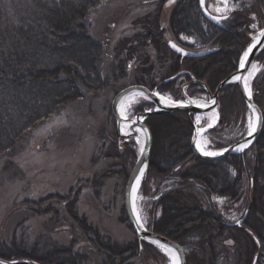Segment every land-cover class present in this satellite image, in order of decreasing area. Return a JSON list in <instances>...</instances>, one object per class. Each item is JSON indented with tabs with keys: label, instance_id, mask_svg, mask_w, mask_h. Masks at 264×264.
<instances>
[{
	"label": "trees",
	"instance_id": "trees-1",
	"mask_svg": "<svg viewBox=\"0 0 264 264\" xmlns=\"http://www.w3.org/2000/svg\"><path fill=\"white\" fill-rule=\"evenodd\" d=\"M106 1L109 0H0V159L15 157L35 129L84 95L104 88L107 54L103 45L89 36L85 22L90 12ZM156 4L157 11L171 7L167 29L174 37L192 38L200 50L219 49L205 58L182 59L167 48L162 39L164 30L156 17L144 19V32L132 38L139 49L132 47V50L144 52L149 43L158 53L169 56L171 61L165 79L148 89L156 88L158 93L169 94L174 101L183 100L181 79L182 85L191 83L186 92L193 97L205 94L199 84L213 94L222 81L237 71L250 43L249 34L254 33L250 15L264 11V0H254L252 7L241 3L227 14L224 29H219L203 20L198 0H157ZM40 14H44V19L37 20L34 15ZM261 23L262 18L257 29L263 27ZM254 62L264 67V47ZM124 63L121 61L117 67L121 76ZM173 77L172 81L164 82ZM251 89L264 121V71ZM151 107L149 103L138 105L134 114ZM248 111L237 86L224 87L218 99L219 123L208 135L215 136L224 127L233 126L228 118L234 115H241L244 121ZM145 125L152 138V149L142 187L149 178L158 179L161 184L169 183L153 203L160 209V216L153 218L146 229L180 245L186 264H251L254 258L257 264H264L261 219L264 216V122L257 140L248 150L216 162L194 156L191 148L193 116L158 114L147 118ZM116 137L118 139L117 132ZM238 140L226 144L215 141L210 149L220 151ZM123 145L121 156L131 155L132 169L135 153H130V149L135 147L134 142ZM249 152H253L254 160L247 171ZM129 175V170L125 169V182ZM245 175L248 178V214L241 227H231L228 225L232 223L225 221L210 201L214 196L230 203L239 201ZM198 193L206 196L209 210L202 205ZM78 198L79 191H76L72 197L71 192L67 196L50 195L37 202L39 206L28 204L42 213H47L48 206L51 210L54 204L62 206L87 243L102 254L105 264H129L147 251L155 259H164L158 249L148 243L142 242L140 249L136 238L127 250L104 243L97 230L77 215ZM226 238H232L234 244L224 242ZM232 247H235L234 262L230 256ZM85 258L74 253L72 247L54 248L39 254L36 247H25L15 233L8 244L0 242V259L5 261L86 264Z\"/></svg>",
	"mask_w": 264,
	"mask_h": 264
},
{
	"label": "rangeland",
	"instance_id": "rangeland-1",
	"mask_svg": "<svg viewBox=\"0 0 264 264\" xmlns=\"http://www.w3.org/2000/svg\"><path fill=\"white\" fill-rule=\"evenodd\" d=\"M156 3L157 0H109L88 15L85 23L89 36L102 44L107 54L104 88L97 93L84 95L35 129L24 149L15 157L0 159L1 243L8 244L15 233L25 247H36L39 254L54 248L72 247L74 253L86 257V264H105L102 254L87 243L86 237L68 218L62 206L54 204L52 210L48 206L45 210L47 213H42L28 204H36L50 195L67 196L71 192L72 197L76 191H79L77 215L97 230L104 243L122 250L129 249L135 243V235L130 229L123 207L127 182L123 180V172L125 169L132 171V157L130 154H125L123 158L121 156L125 147L124 142L116 137L111 104L115 96L126 88L158 85L165 79L171 59L162 52L158 53L149 43L144 52H135L132 47L139 49V46L132 38L144 32L142 23L145 18L152 20L156 17L164 30L162 39L165 44L172 41L185 49L192 46L200 50L192 38L172 35L167 29L171 7H163L157 11ZM241 3L252 7L254 0H206V7L212 15L222 17ZM40 15L34 16L37 20L44 19V14L39 18ZM250 18L254 33L261 29H257L261 18L264 27V11L251 13ZM254 33L249 34L250 40ZM121 61L125 62L123 76L117 69ZM252 70L257 71V75L249 87L250 94L252 85L260 80L264 67L255 62ZM181 82L182 80L179 83ZM152 90L158 93L156 88ZM134 94L137 93L125 96L119 103L125 107L124 115L121 114L124 118H132L135 107L149 102L144 95ZM158 94L168 102H173L169 94ZM262 96L264 99V92ZM213 115L215 117H211ZM217 115L219 113L214 111L197 116L199 119L195 117V121H202L203 129L212 126ZM228 123L233 126L224 127L215 136L201 135L203 154L218 155L219 152L210 149L211 143L215 141L226 144L247 136L250 124L255 126V115L253 111H248L244 121L241 115H234L233 118H228ZM134 145L132 149H126L135 153L136 162L140 149L136 140ZM253 160V152H249L246 159L247 171L252 167ZM247 179L243 180L242 197L239 201L230 203L215 196L210 201L228 223H236L248 214ZM142 181L143 178L134 195V206L146 227L153 218H159L160 209L154 207L153 203L169 183L161 184L160 180L149 178L142 187ZM197 197L206 210L211 208L205 195L198 193ZM261 219L264 228L263 215ZM233 241L232 238L224 240L229 245H233ZM234 248H231L232 260L235 258ZM157 249L164 259H155L147 251L129 261V264H173L167 253L170 249L158 246ZM253 263L257 264L256 258L251 264Z\"/></svg>",
	"mask_w": 264,
	"mask_h": 264
},
{
	"label": "water",
	"instance_id": "water-1",
	"mask_svg": "<svg viewBox=\"0 0 264 264\" xmlns=\"http://www.w3.org/2000/svg\"><path fill=\"white\" fill-rule=\"evenodd\" d=\"M205 4H206V0H203V4H202V0H198V9L201 15L203 16V18L209 24L219 29H224L222 23L226 21L227 18H221V17H217V16L210 14L208 10L206 9ZM262 33H264V28L258 31L254 35L250 44L245 49V51H248V49L251 47L252 50L249 52V55L247 57H244V53H243L242 58L245 61L244 67L241 68L240 66L238 71H236L235 73L230 75L228 78H226L224 81H222L217 87L213 95L207 92V95L209 97V102L202 101V100L195 101L186 96L185 104L165 103L164 101H162L160 96L154 95V92L148 90L147 88L143 86H132V87L126 88L122 90L120 93H118L112 101L111 111H112V114L116 122L119 138L127 143L135 139L137 136L136 128H140L144 134V142L142 146L140 147L139 156L136 160L134 168L132 169L128 177V180H127V183L124 189L123 207H124V211L126 214V218L139 243L146 242L154 246H158V247L163 246V248L172 250L175 253V256L179 258V264H186V259H185V254H184L183 249L177 243L165 237L157 235L153 232H150L146 230L144 227H140L133 215V195H134L133 188H134L135 183L138 180L137 178L141 179L146 171V168L149 163L150 155H151V149H152V138H151L148 128L145 125V121L147 118L153 115H158V114L187 113L189 115H197V116L209 114L210 112L217 110V101H218V97L222 89L229 84H236L243 102L246 104L248 108H250L253 111L255 115V126H254L255 130L252 131L251 135L248 134L245 138L238 141L237 143L230 146L229 148L225 149L218 155L209 156V155L199 153L195 147L196 139L198 137L196 130H197V127H200L201 125L200 123H197L196 125H194V134H193L192 142H191L192 152L195 157L203 161L216 162V161H219L225 158L226 156L240 154L245 149L249 148L257 140L260 134L261 128H262V124H263L262 113L259 110V108L256 106V104L254 103L251 94L247 91L245 87L246 77L251 69L253 61L255 57L257 56V54L264 47V35H262ZM172 45H175L176 47L174 48ZM167 46L174 54H176L177 56L183 59L205 58L207 56H210L218 52V49H210V50L200 51V52H190L176 45L174 42H168ZM176 48H179L180 51H177ZM234 77H239V79H234ZM131 93H140L144 95L145 97H147L150 100V102L154 105L153 111H146L144 113H141L135 116L133 120L124 119L123 117H121L117 111L118 104L125 96ZM195 102H200L202 105H196ZM218 122H219V117L217 115L214 125L203 129L201 131V134H207L211 130L215 129ZM124 125H127L128 129H127V132L122 133L121 129H122V126ZM241 148H244V149L238 152V150ZM141 170L143 171L141 172ZM245 217H246V214L240 222L231 224L229 226L240 227L241 224L244 222ZM0 264H38V263L33 262V261H28V260L5 261V260L0 259Z\"/></svg>",
	"mask_w": 264,
	"mask_h": 264
},
{
	"label": "bare ground",
	"instance_id": "bare-ground-1",
	"mask_svg": "<svg viewBox=\"0 0 264 264\" xmlns=\"http://www.w3.org/2000/svg\"><path fill=\"white\" fill-rule=\"evenodd\" d=\"M198 11H199V9H198ZM199 13H200V11H199ZM200 15H201V13H200ZM201 17L203 18L202 15H201ZM221 18H227V15L226 16H222ZM203 20H205V19L203 18ZM256 75H257V71L252 70V67H251V69H250V71H249V73H248V75L246 77V85H247L246 89H247L248 92H249V87H250L251 83L256 78ZM229 85H232V84H229ZM162 101H164L165 103H169L167 100H164V99ZM195 104L196 105H202L201 103H195ZM124 109H125L124 105H121V104H119L118 107H117V111H118V113L120 115L123 113ZM111 113H112V111H111ZM211 117H215V116L213 115ZM113 118H114V116H113ZM125 129L126 130L128 129L127 125H125ZM136 132H137V136H136V139L135 140L137 141L139 147H141L142 144H143V142H144V134H143V132H142V130L140 128H136ZM197 134H198V137L196 139L195 147H196V149H197V151L199 153L203 154V152L201 150L202 149V145H203L202 138H201V133L197 132ZM243 149L244 148L239 149L238 152L242 151ZM140 182H141V179L139 178L137 180V182L135 183V185H134V188H135L134 195H135V193L137 192V189L140 186ZM134 195H133V215H134L137 223L140 225V224H142V222H141L140 217H139V214H138V212H137V210L135 209V206H134ZM165 249H167V248H165ZM167 253L169 254V257H170L172 263L175 264V262H174V258H175L174 252H172L171 250L170 251L167 250Z\"/></svg>",
	"mask_w": 264,
	"mask_h": 264
},
{
	"label": "snow or ice",
	"instance_id": "snow-or-ice-1",
	"mask_svg": "<svg viewBox=\"0 0 264 264\" xmlns=\"http://www.w3.org/2000/svg\"><path fill=\"white\" fill-rule=\"evenodd\" d=\"M202 4H203V0H202ZM262 35H264V33H262ZM174 48L176 47L175 45H172ZM176 50L177 51H180V49L179 48H176ZM252 49H251V47L248 49V51H245L244 52V57H247L248 55H249V52L251 51ZM244 64H245V61H244V59L243 58H241V61H240V66H241V68H243L244 67ZM234 79H239V77H234ZM245 87H247V85H245ZM134 95H141V94H139V93H137V94H134ZM154 95H158V94H156V93H154ZM161 99L163 100L164 99V97H161ZM124 114L122 113V116H123ZM126 118V117H125ZM197 119H199V117H197ZM255 129H254V127L250 124V130H249V135H251L252 134V131H254ZM143 170H141V172H142ZM137 179H139V178H137ZM133 192H135V188H133ZM140 227H143V224H140L139 225ZM163 247V246H162ZM170 251V250H169ZM174 262H175V264H179V258L178 257H175L174 258Z\"/></svg>",
	"mask_w": 264,
	"mask_h": 264
},
{
	"label": "flooded vegetation",
	"instance_id": "flooded-vegetation-1",
	"mask_svg": "<svg viewBox=\"0 0 264 264\" xmlns=\"http://www.w3.org/2000/svg\"><path fill=\"white\" fill-rule=\"evenodd\" d=\"M185 46V45H184ZM188 48V50H190V51H195L196 49L194 48V47H192V46H190V47H187ZM185 49V48H184ZM182 80V79H181ZM183 85H186L185 86V90H187V88H189V86L191 85V83H184ZM199 85H201V84H199ZM181 94H182V82H181ZM205 90H206V88H205Z\"/></svg>",
	"mask_w": 264,
	"mask_h": 264
}]
</instances>
